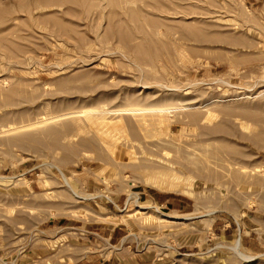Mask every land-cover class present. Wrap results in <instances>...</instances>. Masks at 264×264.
Segmentation results:
<instances>
[{
    "label": "rangeland",
    "instance_id": "1",
    "mask_svg": "<svg viewBox=\"0 0 264 264\" xmlns=\"http://www.w3.org/2000/svg\"><path fill=\"white\" fill-rule=\"evenodd\" d=\"M124 1L0 0V264H264V0Z\"/></svg>",
    "mask_w": 264,
    "mask_h": 264
},
{
    "label": "bare ground",
    "instance_id": "2",
    "mask_svg": "<svg viewBox=\"0 0 264 264\" xmlns=\"http://www.w3.org/2000/svg\"><path fill=\"white\" fill-rule=\"evenodd\" d=\"M138 1H140V0H138ZM123 2V1H122ZM124 2H126V0L124 1ZM132 2V1H131ZM135 2H137L136 0L135 1H133L132 3L134 4ZM132 3H130V4H132ZM126 4V3H125ZM132 4V5H133ZM158 107V106H157ZM177 110V109H176ZM175 110L174 109H168V108H159V109H151V110H145V108L144 109H135V110H129V109H127V110H122V111H106V113L107 114H110L111 115V113H114L115 115L116 114H120V115H124V114H130V115H133V118L134 117H136V121H135V123L137 124H135L139 129V131H143L144 133H146V132H148V130L150 129L149 127H151V126H156V125H164L167 121H169V118H171L172 116V113L174 112ZM105 112V111H104ZM106 113L104 114V115H106ZM113 114V115H114ZM114 115V116H115ZM150 115L151 116H153V117H155L154 118V120H152L151 121V123H148L149 122V120L147 119V116H149L150 117ZM193 117H195V115L193 116ZM56 118V117H55ZM152 118V117H151ZM208 118V117H207ZM49 118H47V120H48ZM135 119V118H134ZM150 119V118H149ZM195 119V118H194ZM206 120V119H205ZM45 121V120H44ZM155 122V123H154ZM167 124H170V122L168 123L167 122ZM194 126V125H193ZM18 127V126H17ZM17 127H15V128H17ZM158 127H160V126H158ZM157 126H156V128H158ZM15 128H9V130L10 129H12V130H14ZM134 128H136V127H134ZM156 128H154V130L156 129ZM162 128H163V126H162ZM169 128V127H168ZM8 129V128H7ZM6 129V130H7ZM122 129V128H121ZM165 129V128H164ZM5 130V131H6ZM151 130V129H150ZM149 130V131H150ZM154 130H152V132L154 133ZM4 131V130H3ZM8 131V130H7ZM169 131V130H168ZM167 131V132H168ZM152 132H149L150 134H149V138H151V133ZM156 132V131H155ZM163 132V131H162ZM158 133H160V132H157V134ZM148 135V134H147ZM152 135H154V134H152ZM157 136V135H156ZM145 137V136H144ZM158 137V136H157ZM162 137V136H161ZM146 138H148V137H146ZM155 138V137H154ZM160 138V137H159ZM159 138H157V139H159ZM165 139V138H164ZM166 140H167V138H166ZM172 140V139H171ZM159 141V140H158ZM155 142V144H157V143H159V145L161 144V141H159V142H157V141H154ZM157 142V143H156ZM164 141L162 140V143H163ZM162 145V144H161ZM160 145V146H161ZM157 147V146H156ZM107 148H109L108 146H107ZM194 150V149H193ZM110 151V150H109ZM114 151H116V149L114 150ZM114 151H111V152H114ZM195 152H197V151H195ZM192 153L191 155L192 156H196V155H199L198 154V152H197V154L196 153ZM204 152V151H203ZM203 152H201L202 154H203ZM206 153H207V151H205ZM115 153V152H114ZM202 154H200V155H202ZM204 155V154H203ZM202 155V156H203ZM205 156H206V154H205ZM205 156H203L204 157V162H210V160H209V158H208V156L207 157H205ZM203 157H202V159H203ZM156 171V170H155ZM162 171V170H161ZM174 171H176L175 169H172L171 168V164L170 163H168V168H167V170H163V172H160V170H159V174L158 175H155V176H149V177H147V184H149L150 186H152V187H154V188H158V189H160V190H163V191H171L172 189H173V187H168L167 186V182L168 181H172V179H173V181L174 180H176L175 182H177L178 181V179L176 178V174H174ZM240 172L241 171H243V170H239ZM157 172V171H156ZM235 172H237V171H235ZM238 173V175H235V176H239V172H237ZM236 173V174H237ZM241 173H244V172H241ZM235 174V173H234ZM235 176H233V178H235L236 179V177ZM206 178L207 179H211L210 181H212V180H214V181H216L217 182V177H215V176H210V175H208V176H206ZM65 183H66V180H65ZM167 189V190H166ZM218 190H219V193H220V197H223L224 196V192H223V190H221V189H219L218 188ZM225 191V190H224ZM218 193V194H219ZM223 195V196H222ZM132 197H134V203H138V197H137V195H135V196H133V195H131L130 196V198L129 199H131ZM239 246V243H237V246H236V248H237V250H238V247Z\"/></svg>",
    "mask_w": 264,
    "mask_h": 264
},
{
    "label": "crops",
    "instance_id": "3",
    "mask_svg": "<svg viewBox=\"0 0 264 264\" xmlns=\"http://www.w3.org/2000/svg\"><path fill=\"white\" fill-rule=\"evenodd\" d=\"M150 199H151V197H150ZM160 199L158 198V201H159ZM171 201V199H167L166 200V202H170ZM113 237V235L112 234H110V236H109V239H111Z\"/></svg>",
    "mask_w": 264,
    "mask_h": 264
}]
</instances>
